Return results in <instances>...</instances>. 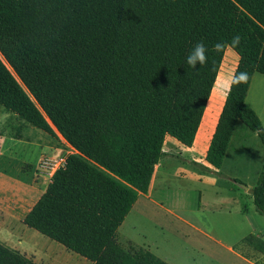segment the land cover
I'll list each match as a JSON object with an SVG mask.
<instances>
[{"label":"trees","instance_id":"16d2710c","mask_svg":"<svg viewBox=\"0 0 264 264\" xmlns=\"http://www.w3.org/2000/svg\"><path fill=\"white\" fill-rule=\"evenodd\" d=\"M200 41L208 62L193 69L186 56ZM226 47L249 78L226 94L205 155L212 169L239 123L264 153V126L245 102L253 74L264 76V0H0V107L74 151L22 224L91 264H167L123 247L117 230L148 193L165 138L192 147ZM251 196L264 217V163ZM242 244L264 254V239ZM0 264L35 263L0 243Z\"/></svg>","mask_w":264,"mask_h":264},{"label":"rangeland","instance_id":"374dc122","mask_svg":"<svg viewBox=\"0 0 264 264\" xmlns=\"http://www.w3.org/2000/svg\"><path fill=\"white\" fill-rule=\"evenodd\" d=\"M237 63V54L226 47L195 146L165 138V156L148 193L138 197L117 230L123 247L147 249L167 264H264V254L242 244L248 235L264 239V217L255 211L251 196L264 163L256 133L239 123L221 168L205 163V148L226 97L225 77ZM43 144L54 154L40 151ZM72 153L58 134L48 136L0 107V243L35 264H91L21 220L49 183L36 171L38 159Z\"/></svg>","mask_w":264,"mask_h":264},{"label":"clouds","instance_id":"9594fccd","mask_svg":"<svg viewBox=\"0 0 264 264\" xmlns=\"http://www.w3.org/2000/svg\"><path fill=\"white\" fill-rule=\"evenodd\" d=\"M233 46H238L240 43V37L235 36L231 41ZM214 49L219 52L223 49L224 44L221 42L216 43ZM208 53L209 49L206 47L203 41L197 42L189 54L186 56V63L189 67L197 69V66L203 67L208 62ZM248 73L247 72H236L228 74L225 77L227 81V87L224 89L225 94L231 90L232 86H238L240 84H245L248 82Z\"/></svg>","mask_w":264,"mask_h":264},{"label":"crops","instance_id":"0c3cea01","mask_svg":"<svg viewBox=\"0 0 264 264\" xmlns=\"http://www.w3.org/2000/svg\"><path fill=\"white\" fill-rule=\"evenodd\" d=\"M256 74H259V73H254L252 78H251V81H250V84H249V88H248V91H247V94H246V98H245V102L246 104L255 112V114L258 116L260 122H261V125L264 126V79L263 78H260V77H256ZM261 75V74H259ZM257 79V83H255V80ZM262 81V83H261ZM203 118H204V115H203ZM200 127V126H199ZM38 130V129H37ZM199 130V129H198ZM214 132V131H213ZM57 134V133H56ZM198 134V132H197ZM197 134H196V137H197ZM213 134V133H212ZM47 135V134H46ZM49 136V135H48ZM212 136V135H211ZM196 137H195V141L193 143L192 146H195V143H196ZM211 139V138H210ZM47 142V141H46ZM210 142V141H209ZM209 145V143H208ZM40 147L39 150L42 151L43 153H46L48 155H53L54 154V149L52 147H50L48 144H43L42 145V148L41 146H38ZM208 148V146L206 147ZM205 148V150H207ZM204 150V151H205ZM228 152V150H227ZM226 152V154H227ZM226 156V155H225ZM160 163V162H159ZM158 163V165L156 167H158L160 164ZM156 167H155V170H156ZM154 174H155V171H154ZM49 181H50V178H49ZM151 184H152V181H151ZM151 187V185H150ZM149 187V188H150ZM141 194L138 195V197L140 196ZM142 196H146V195H142ZM137 197V199H138ZM137 199L135 201V203L133 204L132 207L135 206L136 202H137ZM38 200V199H37ZM36 200V201H37ZM35 201V202H36ZM34 202V203H35ZM33 203V205H34ZM32 205V206H33ZM31 209V208H30ZM29 209V210H30ZM132 209V208H131ZM130 209V210H131ZM2 211H4V213H9L7 209H2ZM28 213V212H27ZM130 213V212H129ZM128 213V214H129ZM9 215V214H8ZM25 217V216H24ZM23 217V218H24ZM127 217V216H126ZM23 218L21 220H23Z\"/></svg>","mask_w":264,"mask_h":264},{"label":"built area","instance_id":"2783aa9c","mask_svg":"<svg viewBox=\"0 0 264 264\" xmlns=\"http://www.w3.org/2000/svg\"><path fill=\"white\" fill-rule=\"evenodd\" d=\"M65 159L62 156L40 157L36 163V171L49 179L57 170L64 166Z\"/></svg>","mask_w":264,"mask_h":264},{"label":"water","instance_id":"95a60500","mask_svg":"<svg viewBox=\"0 0 264 264\" xmlns=\"http://www.w3.org/2000/svg\"><path fill=\"white\" fill-rule=\"evenodd\" d=\"M239 186H241L243 189L247 190V187H245L244 185L239 184Z\"/></svg>","mask_w":264,"mask_h":264},{"label":"bare ground","instance_id":"6f19581e","mask_svg":"<svg viewBox=\"0 0 264 264\" xmlns=\"http://www.w3.org/2000/svg\"><path fill=\"white\" fill-rule=\"evenodd\" d=\"M213 92H214V91H213ZM213 101H214V100H213ZM208 104H209V103H208ZM208 104H207V105H208Z\"/></svg>","mask_w":264,"mask_h":264}]
</instances>
